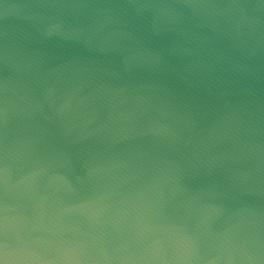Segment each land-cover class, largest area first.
<instances>
[{
  "label": "water",
  "instance_id": "95a60500",
  "mask_svg": "<svg viewBox=\"0 0 264 264\" xmlns=\"http://www.w3.org/2000/svg\"><path fill=\"white\" fill-rule=\"evenodd\" d=\"M0 264H264V0H0Z\"/></svg>",
  "mask_w": 264,
  "mask_h": 264
}]
</instances>
